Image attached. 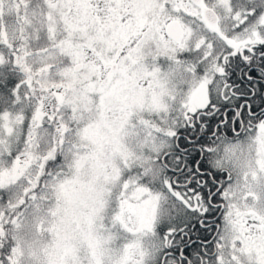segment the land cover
<instances>
[{"label":"snow or ice","instance_id":"obj_1","mask_svg":"<svg viewBox=\"0 0 264 264\" xmlns=\"http://www.w3.org/2000/svg\"><path fill=\"white\" fill-rule=\"evenodd\" d=\"M0 264H264V0H0Z\"/></svg>","mask_w":264,"mask_h":264}]
</instances>
